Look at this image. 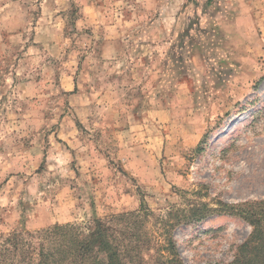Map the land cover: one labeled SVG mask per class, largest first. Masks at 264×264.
<instances>
[{
	"label": "rangeland",
	"instance_id": "1",
	"mask_svg": "<svg viewBox=\"0 0 264 264\" xmlns=\"http://www.w3.org/2000/svg\"><path fill=\"white\" fill-rule=\"evenodd\" d=\"M263 199L264 0H0V236L135 213L228 264L252 227L191 211Z\"/></svg>",
	"mask_w": 264,
	"mask_h": 264
},
{
	"label": "trees",
	"instance_id": "2",
	"mask_svg": "<svg viewBox=\"0 0 264 264\" xmlns=\"http://www.w3.org/2000/svg\"><path fill=\"white\" fill-rule=\"evenodd\" d=\"M191 212L199 220L207 212L229 214L248 223L252 233L228 264H264V199ZM134 215L124 213L109 220L94 219L87 225L56 224L37 232L2 235L0 264H183L171 237L156 246L148 237L141 242L142 238L132 233L131 223L124 227L123 223ZM153 250L156 254L146 258Z\"/></svg>",
	"mask_w": 264,
	"mask_h": 264
}]
</instances>
